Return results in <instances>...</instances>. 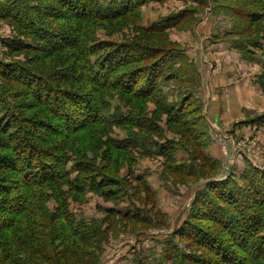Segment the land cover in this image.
Here are the masks:
<instances>
[{
	"label": "rangeland",
	"instance_id": "1",
	"mask_svg": "<svg viewBox=\"0 0 264 264\" xmlns=\"http://www.w3.org/2000/svg\"><path fill=\"white\" fill-rule=\"evenodd\" d=\"M29 1L42 7L41 13L31 12L38 23L42 21L62 31L81 23L69 16L73 11L65 10L60 1ZM110 1L94 0L100 7H107ZM0 3L3 5L0 9V61L20 63L30 67L34 74L47 78L64 68L73 69L76 66L77 71L82 70L83 63L75 60L71 54H75L74 50L63 48L48 57L29 49L11 50L9 46L19 42L33 46V37L25 33L15 20L2 15L5 7L12 5L11 2L4 4V0H0ZM241 9L254 10L260 13V18L256 23L249 24L244 19L239 20L241 13L238 15L235 10ZM39 15L40 20L36 18ZM83 25L84 30L79 29V32L83 33L84 42L91 45L99 43L94 52L114 44H139L143 48L150 46L155 51L173 53L177 65L182 61L192 62L198 72L191 84L173 81L162 86L168 103L177 105L191 97L184 106L190 120L187 127L178 125L150 100H134L117 91L108 92L109 98L105 100L109 106L104 114L105 119L109 120L118 110L122 114L134 111L144 127H152L155 133H163L174 141L172 147L177 151L178 163L189 162L190 158L176 141L185 143L193 155L192 164L183 167L190 168V174H174L161 155H145L138 150H115L108 143L109 137L120 141L127 139L129 131L148 134L142 128L94 124L68 137L67 144L72 148L67 152V169H72L74 161L79 159L87 167L100 169V174L106 177L99 179L105 182L99 190L105 194L88 188L85 192L62 188L70 215L88 225L86 237L90 238L89 243L95 244L85 248L89 256L83 257L87 259L84 264L92 261L91 264H168L164 254L170 246L184 252L187 259L195 260L194 264H229L233 260L231 256H238L240 251L235 250L232 235L216 221H209L207 202L199 203L195 208L193 202L197 193L206 190L207 180L200 175L201 171L207 174H203L206 178L221 182L231 179L239 185L243 184L241 175L251 167L264 173V124L254 122L256 117L264 114V89L258 82L259 78L264 77V0H149L135 12L118 20L92 17L85 20ZM156 25L162 26V30H145ZM248 42L253 45L258 43L261 50L247 46ZM240 48L250 52L252 58H245ZM97 58L91 57L90 62L95 63ZM3 68L0 70L4 71ZM18 73V70L6 76L0 73L1 92L5 90L14 97L23 118L32 121L50 118L49 110L45 112L28 97L25 90L28 87L16 77ZM82 75L77 76L76 80L72 79L73 82L65 81L59 85L69 87L73 92L91 93V84L83 80ZM226 99L230 100L231 106L224 105L223 100ZM211 103L215 105L213 115L217 120L212 117ZM231 115L235 118L225 122L224 119ZM185 129L189 132L186 133ZM201 135L204 139L201 138V153L206 159L217 162L214 167L209 168L198 157L196 144ZM56 140L61 138H56L50 144L41 143L40 147L47 148ZM18 151L21 152V149ZM10 152L1 146L0 153L8 155ZM0 164V179L11 181L9 178L14 177L1 170L5 166L4 158ZM84 175L89 177L91 174ZM75 177L76 172H72L71 180ZM136 177L147 184L148 190L134 180ZM8 181L4 184L9 188ZM46 194V209L56 214L54 195L51 191ZM193 213L201 217L193 220L194 223L210 234L208 237L211 238H207L210 246L202 236L192 243L188 237L180 235L182 233L177 234L184 229V224ZM40 221L35 231L57 251H62L67 240L63 235L60 239L56 228H60L63 222L57 220L51 225ZM184 234L187 236L185 231ZM216 240L231 252L222 255L221 249L215 245ZM172 254L175 255V251ZM2 255L0 251V264H10L6 258L2 259ZM186 264L193 263L187 260Z\"/></svg>",
	"mask_w": 264,
	"mask_h": 264
},
{
	"label": "trees",
	"instance_id": "2",
	"mask_svg": "<svg viewBox=\"0 0 264 264\" xmlns=\"http://www.w3.org/2000/svg\"><path fill=\"white\" fill-rule=\"evenodd\" d=\"M57 1L64 5L65 10L73 11L69 16L80 20L81 23L68 26L62 31L35 20L31 12L41 13L42 7L38 4H33L29 0H4V4L11 2L12 5L5 7L2 15L15 20L25 33L29 36L32 34L31 37H33L31 40L33 46L19 42L11 44L9 46L11 50L29 49L48 57L65 48L74 50L75 54L71 53L74 55L73 58L83 63L82 70L77 71L76 66L73 69L64 68L53 74V77L47 78L34 74L30 67L20 63L7 64L0 61V69L4 67V71L0 70L1 75L6 76L9 72L12 74L18 70L16 77H19V80L28 87H25V90L27 89L28 97L32 99L34 105L41 107L45 112L48 110L51 112L50 118L33 121L25 119L22 117V112L18 110L14 97L5 90L4 92L0 90V148L2 146L8 152L11 151L8 155L0 153V161L4 158L5 165L1 170L14 177L9 178L11 181L0 179V251L3 254L2 259L6 258L10 264H56V262L57 264H84L87 259L83 257L89 256L85 248L95 245L89 243L90 238L86 237L85 232L89 231L88 225L82 221H76L70 215L62 188L67 187L71 191L81 190L82 192L87 191L86 188H88L101 193L102 191L99 190L105 182L99 179L106 177L100 174V169L90 165L87 167L86 163L79 159L74 161L72 169H67L66 164L69 161L67 152L72 148L67 144L69 136L94 124L142 128L148 134L129 131L127 139L120 141L109 137L108 143L115 150L128 149L129 152L138 150L145 155H161L174 174H190V168L183 167L191 165L193 160L192 152L185 143L176 141L190 158L189 162L178 163L177 151L172 147L175 144L174 141H170L163 133H155L152 127L148 129L144 127L134 111L130 110L127 114H122L118 110L115 115L108 118L109 120L105 119L104 114L109 107L105 101L109 98L108 92L117 91L134 100L154 102L160 111L167 114L178 125L187 127L190 120L187 118L189 114L187 115L184 106L191 97L183 99L177 105L168 103L162 93V86L173 81L191 84L193 78L195 80L198 76L194 64L182 61L177 65L178 61L176 56L172 55L173 53H165L163 50L155 51L150 46L143 48L139 44H114L94 52L99 43L86 44L83 33L79 32V29L84 30L83 24L88 18L118 20L121 16L135 12L149 0H111L107 7H100L94 0ZM2 6L0 3V9ZM235 13L238 15L241 13L239 20L244 19L248 24L256 23L260 18V13L254 10L241 9L235 10ZM36 18L40 20V15ZM162 28L156 25L154 28L145 30L154 31V29L162 30ZM20 35L24 34L20 33ZM247 46L261 50L258 43L253 45L248 42ZM244 49L240 48V51L244 52L243 56L249 60L252 54ZM102 50L105 51L100 55ZM93 56L98 57L95 63L90 62ZM81 74L84 75L83 80L91 84V93L88 91L81 94L69 90V87H60L59 84L65 81L73 82L72 79ZM258 82L264 89V77L259 78ZM255 121L263 125L264 114L256 117ZM185 130L186 133L189 132L188 129ZM56 138L61 140H56L47 148L40 147L41 143L50 144ZM201 138L203 139V135L200 136V140L198 138L199 141L196 144L198 157L209 168L214 167L213 165L217 162L210 158L206 159V156L201 153L203 150ZM20 149L21 152L18 151ZM72 172H76L73 180L70 178ZM85 173L91 175L86 177ZM203 174H207L200 172V175L207 180L206 190L195 195L193 207L207 202L209 209L206 215L209 221H216L224 231L232 235L236 243H234L235 250H240V258L239 255H232L233 260L229 264H264V173L251 167L241 175L242 185L231 179L221 182L206 178ZM134 180L148 190L147 184L140 177ZM7 181L12 190L6 187ZM47 191H51L56 200V214L48 212L44 204L48 198ZM200 218L193 213L191 219L184 224V229L177 234L182 233L180 235L188 237L192 243L202 236L205 238L204 242L210 246L209 233L193 221ZM40 220L51 225L57 220L63 222L60 228L55 227L59 231L57 234L61 235L60 239L63 235L64 240H67L62 251H57L44 236H40L35 231ZM216 241L218 243L216 242L215 245L221 249L222 255L231 252L225 249L226 246L221 245V241ZM173 251L175 255L172 254ZM232 252L235 251L232 250ZM164 260L168 264H186L187 260H191L193 264L196 262L193 259H187L184 252L171 246L165 252Z\"/></svg>",
	"mask_w": 264,
	"mask_h": 264
},
{
	"label": "crops",
	"instance_id": "3",
	"mask_svg": "<svg viewBox=\"0 0 264 264\" xmlns=\"http://www.w3.org/2000/svg\"><path fill=\"white\" fill-rule=\"evenodd\" d=\"M230 97H231V96H230ZM233 100H234V99H233ZM223 103H224V105H225L226 107L231 106V104H232V103L230 102V100L228 101L227 99H226V100H223ZM211 106L213 107V110H212V117L214 118V120H217V119L215 118V115H213V113H214V111H215V109H214V108H215V107H214L215 105H214L213 103H211ZM212 117H211V118H212ZM209 118H210V117H208V121H209ZM228 118H229V117H226V119H224V121H225V122H227V121H229V120L232 121V120L235 118V116L231 115V117H230L229 119H228ZM227 119H228V120H227ZM218 121H219V119H218ZM220 121H221V120H220ZM210 123H211V122H210ZM212 125H213V124H212ZM212 125H211V127H213ZM216 125H217V128H220V126H219L218 124H216ZM218 126H219V127H218ZM210 149H211V148H210Z\"/></svg>",
	"mask_w": 264,
	"mask_h": 264
}]
</instances>
